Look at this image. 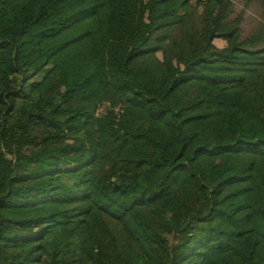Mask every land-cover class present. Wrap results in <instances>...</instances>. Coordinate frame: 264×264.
Masks as SVG:
<instances>
[{"label": "trees", "instance_id": "16d2710c", "mask_svg": "<svg viewBox=\"0 0 264 264\" xmlns=\"http://www.w3.org/2000/svg\"><path fill=\"white\" fill-rule=\"evenodd\" d=\"M232 12L0 0V264H264V28Z\"/></svg>", "mask_w": 264, "mask_h": 264}, {"label": "rangeland", "instance_id": "374dc122", "mask_svg": "<svg viewBox=\"0 0 264 264\" xmlns=\"http://www.w3.org/2000/svg\"><path fill=\"white\" fill-rule=\"evenodd\" d=\"M233 3V19H240L241 29L243 32V36H248L252 33H255L258 30H262L264 28V11L261 5L258 2H249L247 0H231ZM214 44L218 48H222L225 46V42L216 39ZM171 45L170 42L164 43L162 47H169ZM201 52H197L196 56L201 55ZM188 59V55L181 54L178 57V61H185ZM119 106L117 103L110 102L105 104L103 108L99 111V113L107 110H114L117 112Z\"/></svg>", "mask_w": 264, "mask_h": 264}]
</instances>
